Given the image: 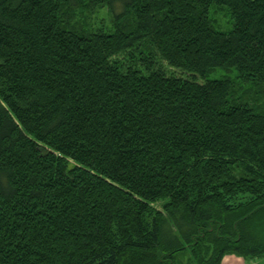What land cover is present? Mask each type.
<instances>
[{
  "label": "trees",
  "instance_id": "16d2710c",
  "mask_svg": "<svg viewBox=\"0 0 264 264\" xmlns=\"http://www.w3.org/2000/svg\"><path fill=\"white\" fill-rule=\"evenodd\" d=\"M238 86L264 97V0H0V264H264Z\"/></svg>",
  "mask_w": 264,
  "mask_h": 264
},
{
  "label": "rangeland",
  "instance_id": "374dc122",
  "mask_svg": "<svg viewBox=\"0 0 264 264\" xmlns=\"http://www.w3.org/2000/svg\"><path fill=\"white\" fill-rule=\"evenodd\" d=\"M209 16L212 18V25L216 30L228 31L232 27L230 14L226 6H211L209 9ZM236 74L235 68H215L206 74L205 79L216 78H233ZM243 97L249 99L259 106L264 104V97H260L259 89H249L248 87H237ZM262 260L254 259L245 261L243 257L236 256L234 254H226L221 261V264H259Z\"/></svg>",
  "mask_w": 264,
  "mask_h": 264
}]
</instances>
